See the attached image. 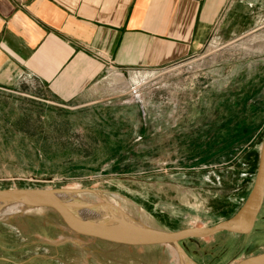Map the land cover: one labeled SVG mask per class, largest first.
Listing matches in <instances>:
<instances>
[{
    "label": "rangeland",
    "instance_id": "obj_1",
    "mask_svg": "<svg viewBox=\"0 0 264 264\" xmlns=\"http://www.w3.org/2000/svg\"><path fill=\"white\" fill-rule=\"evenodd\" d=\"M258 2L249 15L256 31L226 44L211 42L197 62L133 71L113 86L114 99L137 104L140 121L137 135H123L122 153L128 155H121L116 170L107 163L76 178H2L0 189L76 192L82 207H103L101 196H118L117 212L125 219L165 231L208 227L233 216L251 190L264 138V0ZM208 99L211 123L194 124L199 140L183 142L186 135L174 133L176 117ZM9 205L24 207L0 217V264H235L264 253V205L248 235L224 232L180 242L184 261L168 245L122 246L83 237L49 209L21 203L0 208Z\"/></svg>",
    "mask_w": 264,
    "mask_h": 264
},
{
    "label": "crops",
    "instance_id": "obj_2",
    "mask_svg": "<svg viewBox=\"0 0 264 264\" xmlns=\"http://www.w3.org/2000/svg\"><path fill=\"white\" fill-rule=\"evenodd\" d=\"M258 4L0 0V179L76 178L107 163L118 167L128 155L123 135H137L140 121L137 104L114 99L113 86L133 71L197 62L211 42L256 31L249 15ZM191 105L174 131L188 144L200 137L194 124L211 123V100Z\"/></svg>",
    "mask_w": 264,
    "mask_h": 264
},
{
    "label": "water",
    "instance_id": "obj_3",
    "mask_svg": "<svg viewBox=\"0 0 264 264\" xmlns=\"http://www.w3.org/2000/svg\"><path fill=\"white\" fill-rule=\"evenodd\" d=\"M9 203L49 209L60 217L71 232L77 235L123 246L175 245L179 247V243L184 240L204 239L224 232L248 235L253 230L264 205V138L256 176L245 202L233 216L212 226L165 231L145 227L127 219L118 223H85L75 216L73 211L82 206L78 203L70 205L65 203L58 192L51 188L0 189V205ZM237 264H264V253L244 258Z\"/></svg>",
    "mask_w": 264,
    "mask_h": 264
},
{
    "label": "bare ground",
    "instance_id": "obj_4",
    "mask_svg": "<svg viewBox=\"0 0 264 264\" xmlns=\"http://www.w3.org/2000/svg\"><path fill=\"white\" fill-rule=\"evenodd\" d=\"M58 195L65 201V203H67L69 205L80 203L79 195L76 192H68V191H61L60 190V191H58ZM100 199L103 200L101 203H105L106 206H103V207H79L76 209L73 208L75 216H77L83 222L90 223V224H92V223H118V222H123L125 220L123 215L120 214L119 212H117L118 196L107 197V198L101 196ZM21 207H24V206H22V205L10 206L9 205L5 209L0 208V217L3 218V215H6V216L12 215L13 213L19 211V209ZM168 246L170 248H173L176 251L178 258H182V260L184 261L185 257L183 255L181 249H179L178 246H175V245H168ZM179 254L181 255V257L179 256ZM241 260H239V261H241ZM179 261L181 264L180 259H179ZM237 263H235V264H237Z\"/></svg>",
    "mask_w": 264,
    "mask_h": 264
}]
</instances>
